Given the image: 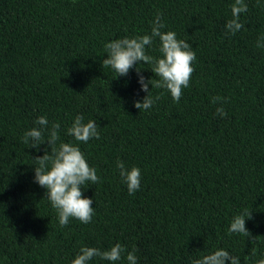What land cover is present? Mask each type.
<instances>
[{
    "label": "trees",
    "instance_id": "obj_1",
    "mask_svg": "<svg viewBox=\"0 0 264 264\" xmlns=\"http://www.w3.org/2000/svg\"><path fill=\"white\" fill-rule=\"evenodd\" d=\"M235 0H0V264H72L82 247L135 251L137 264H192L223 248L241 264L264 259V0H245L243 28L226 35ZM196 53L190 86L175 103L165 88L149 110L136 69L103 66L104 45L151 34L157 14ZM159 38L146 51L162 56ZM225 98L227 116H217ZM77 115L96 121L100 139L67 134ZM45 116L61 142L80 147L100 180L86 185L90 223L58 212L35 182L40 150L22 142ZM45 140L48 131L44 132ZM51 152V149L48 148ZM141 169L130 195L116 162ZM252 212L247 237L228 228ZM90 264H112L95 257ZM116 264H128L125 257ZM230 264V261L226 262Z\"/></svg>",
    "mask_w": 264,
    "mask_h": 264
},
{
    "label": "clouds",
    "instance_id": "obj_2",
    "mask_svg": "<svg viewBox=\"0 0 264 264\" xmlns=\"http://www.w3.org/2000/svg\"><path fill=\"white\" fill-rule=\"evenodd\" d=\"M247 10L248 6L245 0H235L231 7L232 19L228 20L225 25L226 35L229 33L235 35L244 27L240 21V15ZM164 27L165 25L161 22V14L158 13L150 35L118 38L104 45L108 58L103 59V66L111 67L117 73V77L127 76L138 62L152 65L151 70L155 73V77H159L156 80L146 79L141 74V68L136 69L141 89L147 93L142 101L134 102V106L140 111L151 109L160 99V96H152L153 88L167 89L173 101L179 103L183 89L190 86L192 73L195 71L193 62L197 57L191 44L184 39H178L174 31H161ZM157 37L160 41L159 50L162 54L160 58H154L146 51V46H151L154 38ZM257 47H264V43L258 42ZM150 84L152 85L151 90H149ZM218 102L220 106L216 108L215 114L224 118L227 116L223 107L225 98L222 96L212 97L213 104ZM35 123L38 127L26 131L22 137L23 143L36 148L37 151L40 150V145L45 141L48 142L44 155L35 158L38 164L35 166V182L47 190L45 197L58 212L60 226H67L72 218L85 224L90 223L95 209L92 198L85 197L83 190L86 185H95L99 182L100 177L97 175L96 169L88 164L79 146L69 142H61L57 146V141L60 139L59 123L52 124L49 129V121L45 116L38 117ZM46 130L48 139L45 140L44 132ZM67 134L82 143H87L93 138L100 139L96 121L89 120L85 123L82 115L75 117L74 122L67 129ZM48 148L51 149V152L48 151ZM116 165L120 170V176L127 184L129 194L137 192L141 187V169L133 166L129 170L121 160H117ZM251 216L252 212L248 211L236 215L228 228L229 235L237 233L250 237L251 232L246 227V220ZM125 254L128 264H137L138 258L135 251H128L124 245L119 243L112 246L110 250L82 247L72 264H90V261L95 257L116 264L117 261L125 257ZM228 261L230 264H241L238 256L220 248L201 259L193 260L192 264H226ZM257 264H264V259H260Z\"/></svg>",
    "mask_w": 264,
    "mask_h": 264
}]
</instances>
